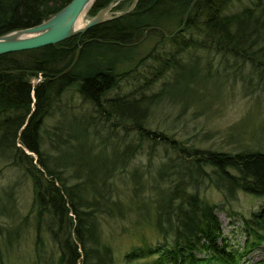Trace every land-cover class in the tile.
I'll return each instance as SVG.
<instances>
[{"label": "trees", "instance_id": "16d2710c", "mask_svg": "<svg viewBox=\"0 0 264 264\" xmlns=\"http://www.w3.org/2000/svg\"><path fill=\"white\" fill-rule=\"evenodd\" d=\"M69 1L0 0V35L35 25ZM110 1L94 0L88 13ZM124 2L126 9L132 0L118 5ZM151 38L154 45L135 62L137 47ZM146 58L157 62L148 65L153 79L146 87L166 77L157 90L107 95ZM190 63L191 71L223 70L225 77L238 69L241 78H251L247 69L257 84L263 81L264 0H136L129 11L61 41L0 54V157L17 176L0 189V201L9 203L0 207V262L16 250L30 215L33 240L24 264H114L103 236L108 220L152 222L157 241H142L124 255L146 258L139 264H240L264 241V204L241 216L239 247L223 236L218 205L200 194L211 185L225 200L237 190L264 197V146L201 148L147 126L153 107ZM74 93L86 110L68 103ZM64 110L80 112L72 120L82 123L83 133L63 123ZM56 113L59 119L44 127ZM86 139L90 151L112 149V163L103 159L95 178L75 155ZM141 152L147 161L132 164ZM27 182L29 212L17 218V187Z\"/></svg>", "mask_w": 264, "mask_h": 264}, {"label": "rangeland", "instance_id": "374dc122", "mask_svg": "<svg viewBox=\"0 0 264 264\" xmlns=\"http://www.w3.org/2000/svg\"><path fill=\"white\" fill-rule=\"evenodd\" d=\"M121 1H110L103 18H109L125 11L128 3L124 2L118 5ZM89 8L90 6L80 15L84 25L101 9L99 8L94 15H90L88 13ZM154 43L155 39L151 38L145 43H141V45L137 44L139 46L135 53V62L143 58ZM217 58L219 56L215 57L216 60ZM156 63L155 60L146 58L137 67L136 71L126 75L107 95L128 96L132 93L138 95L144 89L147 90L146 92L157 90L166 77H158L148 87L145 86L147 80L153 79V69L149 68L148 65H155ZM120 66V71L128 68V60L123 61ZM190 66L191 63L184 73L177 76L176 85L173 80L174 84L167 89L165 97L160 99L157 106L153 107V113L149 116L147 122L148 128L162 130L189 145L192 144L201 148L235 150L242 146L249 148L264 146V80L257 84L256 74L249 73L244 68V71L242 70L243 73L245 75L248 73L251 78H241L238 74V69H234L237 72L236 74H228L225 77L223 70L208 74L201 68L195 72L193 69L191 71ZM37 79L34 78L32 80L35 81ZM248 80L251 81V84L247 83ZM245 85L251 88H245ZM68 103L73 105L75 110L83 111L88 108V103L83 102L75 93ZM73 115L80 116L81 114L78 111L64 110L62 115L63 123L66 126H70L74 132L83 133L82 123L72 120ZM58 119L59 115L57 113L46 117L43 121V126L49 128ZM118 128L121 131L123 130L121 125ZM87 136L89 135L86 133ZM82 137L84 138V136ZM87 142V139L86 142L84 140L80 142L82 146L79 150H76L75 155L81 157L82 171L90 173V176L95 178L101 174L99 168L101 161L104 159L112 163L114 158L111 152L112 149L103 148L90 151L87 148ZM25 151L29 153L27 149ZM139 161L142 163L147 161L146 153L141 152L131 160L132 164ZM88 166L92 167L91 172L90 170L87 171ZM126 169H128V166ZM102 172H104L103 169ZM15 178H17L15 167L9 163L8 159L0 157V189L8 183L12 184ZM114 180L118 184L122 181L115 178ZM16 192L17 200L15 201V206L17 211L15 215L18 218L27 215L29 212L31 200L30 183H21L17 187ZM200 194L208 202L218 205L216 214L221 221L223 236H226L234 245L242 246L245 235L241 226V216H249L251 211L259 210L264 204V197L237 190L234 197L225 200L221 192L211 185H203ZM122 197L125 199V196ZM6 201V198L0 201V207L8 208L9 203H5ZM126 205L128 207V199L126 200ZM2 221L4 219L0 218V222ZM25 223L26 225H23V227L26 230L23 233L21 232L23 235L18 239L16 250L10 256L3 253L0 264H24L25 260L28 261L33 240L31 215ZM103 236L112 247L114 264H139L140 262H145L146 258L128 261L124 258V255L132 246L140 245L142 241L153 244L158 239L151 221L133 224L129 219L116 223L111 220H108V222L104 221ZM244 259L241 260L240 264L262 261L263 263L258 264H264V241L251 250Z\"/></svg>", "mask_w": 264, "mask_h": 264}, {"label": "water", "instance_id": "95a60500", "mask_svg": "<svg viewBox=\"0 0 264 264\" xmlns=\"http://www.w3.org/2000/svg\"><path fill=\"white\" fill-rule=\"evenodd\" d=\"M93 1L94 0H70L58 11L35 25L14 29L1 34L0 54L52 44L78 32H82L91 25L108 19L103 18V15L110 4L107 6L105 5V8H101L96 12L93 18H91L82 28L77 30L72 29L74 22L83 9L86 5L91 6ZM135 1L136 0H132L129 7L123 12L129 11L134 6ZM11 33H17V36H11Z\"/></svg>", "mask_w": 264, "mask_h": 264}, {"label": "bare ground", "instance_id": "6f19581e", "mask_svg": "<svg viewBox=\"0 0 264 264\" xmlns=\"http://www.w3.org/2000/svg\"><path fill=\"white\" fill-rule=\"evenodd\" d=\"M89 5H86V7L83 9V11L80 13V15L87 9ZM80 15L78 16V18L76 19V21L73 24L72 29L73 30H77L80 29L84 26V23H82L81 19H80ZM11 36H17V33H11Z\"/></svg>", "mask_w": 264, "mask_h": 264}]
</instances>
